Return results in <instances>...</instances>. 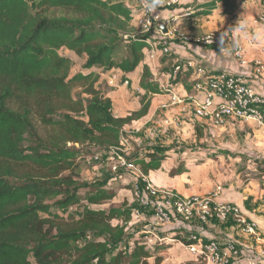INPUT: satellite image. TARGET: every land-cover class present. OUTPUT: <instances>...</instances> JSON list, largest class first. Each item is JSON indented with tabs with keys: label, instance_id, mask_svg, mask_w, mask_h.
I'll return each mask as SVG.
<instances>
[{
	"label": "trees",
	"instance_id": "trees-1",
	"mask_svg": "<svg viewBox=\"0 0 264 264\" xmlns=\"http://www.w3.org/2000/svg\"><path fill=\"white\" fill-rule=\"evenodd\" d=\"M219 5L231 13L236 3L194 2L182 21L209 15ZM84 8L93 14L80 21L49 14ZM131 16L122 3L107 0H33L31 5L28 0H0V264H159L161 253L170 247L167 239L193 242L171 225L130 230L133 207L103 206L115 196L112 187L119 178L108 185L79 178L81 162L121 147L122 127L146 114L148 95L163 93L142 64L140 110L115 117L112 101L96 87L99 75L94 68H118L128 76L143 60L150 34H127L117 19ZM93 19L118 25L109 33ZM61 49L82 57L87 72L70 75L72 60L61 55ZM177 76L170 82L176 83ZM76 87L81 92L73 97ZM64 112H83L87 119ZM170 148L156 143L125 157L147 175L161 167ZM229 153L216 149L213 155ZM252 159L264 166L263 157ZM183 165L179 160L169 174H181ZM136 181L142 184L141 178ZM152 233L158 239L148 244L146 237Z\"/></svg>",
	"mask_w": 264,
	"mask_h": 264
},
{
	"label": "crops",
	"instance_id": "crops-1",
	"mask_svg": "<svg viewBox=\"0 0 264 264\" xmlns=\"http://www.w3.org/2000/svg\"><path fill=\"white\" fill-rule=\"evenodd\" d=\"M153 1L154 3L149 5L161 16H165L170 13L173 15L182 14L185 9H190L194 2L204 0H177L174 4H169L170 0ZM235 3L236 6L231 13L222 12L223 7L219 5L209 15L192 18L187 22L182 21L183 18L181 17L179 22L180 28L191 36H200L210 31L225 33L229 38L226 51L221 52L215 47L199 48L193 44L178 45L172 43L169 56L156 52V58L150 61L145 57L146 48L143 49V60L133 73L134 75L139 73L138 81L142 64H145L151 73L156 70L163 72L160 78L166 84L169 83L171 88L183 98V103L161 108L163 103L168 102V95L166 93L150 94L148 95V110L146 114L140 117L144 121L132 120L122 129L136 127L137 130H129L128 133L131 135L139 132L144 125L149 123L152 128L148 134L155 130V135L158 134L166 139V143L170 142L171 135L177 134L173 137L176 139L175 142L172 138L176 146L170 148L161 167L143 175L144 179L151 182L155 187L173 190L181 196L201 195L220 184L222 191L219 199L236 205L248 221L256 224V233L254 235L244 233L232 216H229L224 222H218L212 218H209L207 222H200L197 218L190 221L176 218V222L170 224L172 227L182 230V236L183 234L195 235L198 242H205L211 238H217L221 242L234 241L239 248V256L232 264H245L247 262L246 255L250 253L259 254L261 256L260 261L264 264V189H260L258 184L248 186L249 189L244 190L235 188L238 180L230 182L234 176L226 178L216 169V165L221 169L223 159L224 162L231 159L229 154L213 155L216 149L228 152L237 150L242 155L251 153L253 149L264 152V135L253 121L228 119L225 124L217 126L208 119L196 116L194 114L195 106L201 102L203 94L194 90L192 86L196 79L193 69L189 68L182 73L175 74L178 75L177 82H170L171 78L175 76L171 74L175 61L193 59L200 65L202 64L209 72L223 71L240 77L244 83L253 86L255 91L264 98V70L256 72L252 63L254 59L260 56L261 47L264 45V0H235ZM255 21L257 22L255 23ZM157 37H159L157 34H151L152 39ZM236 44L243 48L246 60L244 65L240 64L233 55ZM133 74L126 76L123 73V77L130 80V85L133 83L131 79ZM185 84L189 89L185 87ZM130 85H122L116 88L124 90ZM137 87L139 91L135 90L141 97L144 91L139 85ZM121 89L118 90L119 93H122ZM110 92L116 94L114 91ZM109 99L112 101L115 113L118 112V115L114 116L125 117V114L119 113L121 104L118 103V100L114 102L111 98ZM155 122H159L160 131L154 129ZM148 136L146 135L145 138ZM137 141L136 145L139 146L141 140L137 139ZM152 142H147L144 145L158 143ZM164 143L163 141L162 144ZM181 159L183 160L184 171L181 174L171 176L170 170ZM226 179H228L227 183L223 184ZM146 210L147 212L142 214L143 223L150 221L149 212L151 210L147 208ZM145 217L148 218L145 219ZM168 243L170 247L161 253L162 260L159 264H204L201 259L183 248L182 243L184 242L181 238ZM150 263L153 264V260H150Z\"/></svg>",
	"mask_w": 264,
	"mask_h": 264
},
{
	"label": "built area",
	"instance_id": "built-area-1",
	"mask_svg": "<svg viewBox=\"0 0 264 264\" xmlns=\"http://www.w3.org/2000/svg\"><path fill=\"white\" fill-rule=\"evenodd\" d=\"M177 0H170L169 4H174ZM189 8L182 14H168L161 16L150 6L147 0H141V11L135 16V24L139 33L157 34L159 37L147 40L145 57L150 61L156 58V52L164 56H169L171 44L178 45L193 44L196 47H215L221 52L228 48L229 38L225 33L210 31L200 36H191L180 28V18L188 15ZM257 21H255L256 23ZM233 55L240 62L246 64L243 48L236 44ZM253 68L256 72L264 70V45L261 47V54L253 60ZM193 69L195 81L193 88L203 94L200 103L196 104L194 114L200 118L210 120L214 125H223L228 119L239 121H253L264 135V98L260 96L253 86L243 82V80L233 74L223 71L209 72L202 64L200 65L193 59L187 61L177 60L173 65L171 74H179L183 71ZM153 80L168 95V102L163 103L161 108L169 105H179L183 103V98L166 84L163 79L153 77ZM105 81L111 88L130 85V80L123 77V72L118 68L106 71ZM139 91V88L136 87ZM177 125V122L175 123ZM129 130H137L136 127L121 129L123 139L122 146L112 148L108 153V161L113 171H119L122 168L129 167L124 152L125 134ZM100 154L92 156L98 159ZM140 185L133 184L135 203L131 213V220L136 222L142 218V208L151 210L150 221L143 225V228L165 227L178 218L183 221H190L197 218L200 222H207L209 218L215 217L218 221H225L229 216L235 218L241 226V230L248 234L256 233V224L248 221L241 213L240 209L233 204L226 203L219 199L222 186L217 184L212 190L204 194H191L181 196L170 189H160L151 182L144 179ZM142 179V178H141ZM129 225H131L129 223ZM193 242L182 243V246L189 253L197 256L204 264H232L237 258L239 250L236 244L228 241L225 244L216 240L198 242L195 235H190ZM158 236L152 233L146 237L148 244H153ZM167 242L172 239H167ZM259 254H248L247 264H262Z\"/></svg>",
	"mask_w": 264,
	"mask_h": 264
},
{
	"label": "rangeland",
	"instance_id": "rangeland-1",
	"mask_svg": "<svg viewBox=\"0 0 264 264\" xmlns=\"http://www.w3.org/2000/svg\"><path fill=\"white\" fill-rule=\"evenodd\" d=\"M32 1L33 0H28L30 5L32 4ZM107 2L108 3H122L124 6H126L128 9L131 10L132 16L129 20H124L119 17L117 18L121 23H124L127 34H132V33L137 32V30H139L136 27L137 25L135 24L134 18L141 11L140 0H107ZM147 2L148 4L154 3L153 0L152 1L147 0ZM91 11L92 10L90 8H84L82 10L74 11V12L63 11V10H52V11H49V14L55 16L56 18H66L68 20H79L80 21L83 18L85 19L86 17L91 16L93 14ZM106 17L107 16H103V18H106ZM92 22H96L95 19H93ZM97 24L100 27H103L106 30H108L107 32L109 33H113L115 30V26L118 25L114 22H111L110 26L106 25L105 23L103 24L97 23ZM59 53L61 55L67 56L68 58L72 60L73 64H72V67L69 73L70 75H74L77 72H81V73L87 72L82 68V65H83L82 57L77 56L73 52L65 50V49L59 50ZM93 70L96 72V74L99 75V80L96 84L97 89L101 93H103L105 97H108L114 100V102L118 100V103L121 104L119 113L125 114L126 116H131L132 112H133L132 114H134L135 111L140 110L142 106V101L140 99V95H138V92H136L137 90H135L136 87L138 86L137 76L139 73H135V75L133 74L131 78L133 82L132 85L122 90L121 88H111L107 85L105 81L106 71L99 69V68H96V69L94 68ZM168 71H170V69H168ZM161 73L163 72H157L156 70L154 71V73H152V75L153 77L160 78V75H162ZM119 89L122 90V93L118 92ZM110 91H114V93L116 94H113V92L111 93ZM125 91L126 93H123ZM79 92H81V89L79 87H76L72 93L73 97L79 96ZM82 97H85V95L84 96L82 95ZM64 113H69V112H64ZM69 114H71L72 116L76 118L84 120V121L87 119L85 113L83 112L69 113ZM112 114L115 116L118 115V112L115 113L114 107H112ZM59 115L61 116V114H58L57 117H55V119L60 118ZM154 118H152V120H154ZM138 119L141 120L142 122L144 121L143 118L140 119V117L139 118L133 117L131 121L132 120L138 121ZM148 124L144 125L143 128H141L139 132L124 136V140L126 143L125 144L126 150L123 153L124 156L128 157L133 149H136L138 147H143L147 144V142H152V141L158 142V144L164 147H175L176 146V144H174L176 139H174L173 137L176 136L177 134L171 135L174 142L172 141V138L170 137V142L166 143V139H164L158 134L155 135V130L154 132L151 131V134H148V132H150V128H152V126ZM154 129L160 131L159 122H155ZM146 135H149V136L145 138ZM137 139L141 140V143L139 146L136 145L138 143ZM142 140L144 141L143 143H142ZM163 141L165 142L164 144H162ZM29 142H30V138L27 137L25 140V144L27 145ZM229 157L231 159L228 160V162H224V159L222 160L223 163H222V167H220L221 169H219L218 165H216V169L218 170L219 173H222V175L225 176L226 178H228V176H234L233 180H230V182L232 181L234 182L235 180H238V184L235 185V188L244 190L246 188L249 189L248 186L251 187L255 184H258L260 189H264V174L260 172L261 170L260 168H264V166H259V164L256 163V161L252 159L255 157H264V152L258 149H253L252 152L247 153V155H239V152L237 150H230ZM107 158L108 157L105 156L104 154L99 156L98 159H94L92 158V156H87L85 160L81 162L82 165H81V170L79 172L80 180L84 182H89L92 184L105 183L108 185L109 183L113 182V179L115 177H117L119 178V183H116V185L112 187L113 190L115 191V196L110 201L104 203L103 206L107 207L109 205H118V206L121 205V206H128L131 208L134 207L135 206V194H134L133 184L139 183L136 181L139 178H142L141 182H143V177L141 176L143 174H141L138 171V167H135L132 164L129 165V167L122 168L120 171H117V172L113 171L111 169L110 163ZM227 181L228 179H226L223 184L227 183ZM141 210H142V213L147 212L146 208H142ZM149 213H150L149 214L150 216L151 211ZM147 218L148 217H145V219ZM142 219L143 218H141L137 222L135 220H131L129 222L131 224L129 229L130 230L131 229H141L142 226L145 225V223L147 222L146 221L143 223Z\"/></svg>",
	"mask_w": 264,
	"mask_h": 264
}]
</instances>
